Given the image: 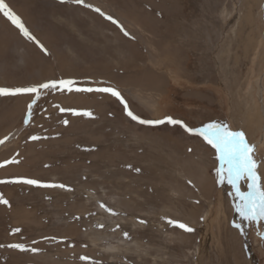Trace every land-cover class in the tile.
<instances>
[{"label":"rangeland","instance_id":"obj_1","mask_svg":"<svg viewBox=\"0 0 264 264\" xmlns=\"http://www.w3.org/2000/svg\"><path fill=\"white\" fill-rule=\"evenodd\" d=\"M4 2L46 54L0 14V87L71 80L74 89H117L141 119L171 117L193 129L226 124L256 144L264 185L256 86L260 78L264 103V0ZM31 62L50 78L27 71ZM34 98L0 96V140L19 129L0 146V196L8 201L0 204V264H264V221L241 220L227 174L217 182L216 152L202 137L132 121L110 94L66 89L42 90L26 124ZM18 179L65 187L7 182Z\"/></svg>","mask_w":264,"mask_h":264},{"label":"snow or ice","instance_id":"obj_2","mask_svg":"<svg viewBox=\"0 0 264 264\" xmlns=\"http://www.w3.org/2000/svg\"><path fill=\"white\" fill-rule=\"evenodd\" d=\"M63 2V0H61ZM74 3L82 5L84 7H92L89 4L85 3V0H73ZM96 12H99L101 16H104L106 20L111 21L114 25L120 28V31L123 32L125 36H129V33L119 24L117 20L111 16H105L103 12L98 8L93 9ZM0 14L3 15L15 28L19 30V33L29 41H34L37 43V46L41 48V51L46 50L38 41L35 40V37L30 33L26 28L21 18L16 15L9 6L0 0ZM74 81L71 80H59V81H48L45 83H40L38 85L30 87H17L13 89L2 88L0 87V96H16L22 94H32L34 99L28 105L27 118L25 123L27 124L28 120L31 118L33 105L36 103V100L39 99L42 90H67L71 92L73 90L77 92H98V93H107L112 97L116 98L124 107V114L129 117L132 121H135L141 125H161L167 122L169 125H180L183 130L189 134L200 136L204 141L209 144L216 152V160L219 162V167L216 169V174L218 176V183H222L224 180L225 173L227 174V183L231 186L237 203L234 205L236 212L243 222L248 223H260L264 221V185L261 183V177L258 174V161L254 158V146L249 144L245 138V134L242 131H230L226 124L219 123H209L205 124L201 128L193 129L187 127L183 124L182 121L172 119L171 117H166L163 120H146L141 119L139 116L135 115L130 109L127 102L123 99L120 92L113 87H98V88H73ZM61 111H65L61 109ZM73 114L76 115L75 111ZM85 116L91 117L90 112L83 113ZM67 124V121H64ZM32 140H37L39 137L33 136ZM4 141L0 140V144ZM15 161H8L6 163H12ZM3 167V165H0ZM139 171V169H137ZM247 182V191L240 190V182ZM10 183H23L32 186L38 187H60L64 188V185H50V184H41L39 181L34 179H18L13 181H7ZM0 183H6V181L0 180ZM0 204L7 205L8 201L0 196ZM101 208H105L103 204L100 205ZM110 214L115 215L116 213L111 212L110 209H106ZM169 224L176 226L177 228L182 229L184 232H192L193 229L183 223L177 221H168ZM233 227L241 229V224H234ZM14 232H19L20 229H14ZM264 238V233H258ZM125 235H127L125 233ZM2 247V245H0ZM9 248L17 249L21 252L31 251L33 253L37 252L38 249H26L22 244H9ZM81 261H89L90 258L86 256L80 257ZM94 264V262H93Z\"/></svg>","mask_w":264,"mask_h":264},{"label":"bare ground","instance_id":"obj_3","mask_svg":"<svg viewBox=\"0 0 264 264\" xmlns=\"http://www.w3.org/2000/svg\"><path fill=\"white\" fill-rule=\"evenodd\" d=\"M91 0H85V2H90ZM171 3H174L173 2V0H169ZM91 3V2H90ZM152 5H153V3H152ZM174 7V5L172 4L171 5V9H173V7ZM64 12V11H63ZM67 13V12H66ZM70 13H73V12H71L70 11ZM130 15H132V14H130ZM74 16V15H73ZM72 17V16H71ZM31 27V26H30ZM3 28H4V26H3ZM10 29V28H9ZM38 30V29H37ZM40 31V30H39ZM50 31V30H49ZM7 32L10 34V35H13V37L14 38H16L15 40H17V42L19 41V37L18 36H16L15 34V30L13 29V30H9L8 31V29H7ZM6 33V32H5ZM38 33V32H37ZM41 35H42V33H41ZM43 36V35H42ZM136 36H137V34H136ZM12 41V40H11ZM4 44V43H3ZM6 47V46H5ZM25 48V47H24ZM27 48V47H26ZM3 49V48H2ZM28 49V48H27ZM20 56V55H19ZM30 58V57H29ZM11 60V59H10ZM21 60V59H20ZM19 60V61H20ZM27 60H28V58H27ZM22 61V60H21ZM29 61H30V59H29ZM39 61V60H38ZM23 62V61H22ZM27 64V63H26ZM29 65V66H28ZM28 70L27 71H29V70H32L31 68L33 67V69H35V68H37L38 69V71H40V72H42V76H43V79L42 80H48L49 78H50V74H49V72L46 70V67H44L43 69L41 68V66L40 65H37L36 64V62H31V63H28ZM32 66V67H31ZM24 67V66H23ZM22 67V68H23ZM24 69V68H23ZM38 74V73H37ZM40 76V75H39ZM33 81V80H32ZM256 86H257V96H258V99L260 100V103H261V106H262V112H263V115H264V103H263V87H262V83H261V79L260 78H258L257 79V81H256ZM151 107V106H150ZM149 107V108H150ZM263 131H264V127H263ZM19 132V129H17V130H15V131H13L11 134H9L8 136H6V137H4L3 139H1V140H3L4 142L2 143V144H0V146H2L7 140H9V139H12L17 133ZM264 140V132H262L261 133V135H260V138H259V141L260 142H262ZM254 146V148L256 149V144L255 145H253ZM6 172H8V173H13L12 172V167H10L9 169H6L5 170ZM5 171H1V172H5ZM263 182H264V179H263ZM13 193V192H12ZM17 194V193H16ZM10 198V197H9ZM73 202V201H72ZM73 209V208H72ZM70 211V210H69ZM72 211H74V210H72ZM4 212V211H3ZM14 214L16 213H18V211L17 212H13ZM76 213V212H75ZM13 214V215H14ZM71 214H72V212H71ZM21 215H22V213L20 214V216H17L16 215V218H18L17 220L19 221V218H21ZM4 216H5V214H4ZM10 216V215H9ZM22 216H24V214L22 215ZM3 217V216H2ZM6 217H7V215H6ZM13 217V216H12ZM7 218H9V217H7ZM6 218V219H7ZM24 218V217H23ZM10 220V219H9ZM11 222V221H10ZM23 222H25V221H23ZM22 222V223H23ZM18 224V223H17ZM25 225V224H24ZM70 225V224H69ZM17 227V226H16ZM36 227V226H35ZM72 227V226H71ZM72 229V228H71Z\"/></svg>","mask_w":264,"mask_h":264}]
</instances>
